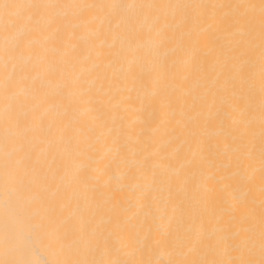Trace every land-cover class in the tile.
<instances>
[{
  "label": "snow or ice",
  "instance_id": "obj_1",
  "mask_svg": "<svg viewBox=\"0 0 264 264\" xmlns=\"http://www.w3.org/2000/svg\"><path fill=\"white\" fill-rule=\"evenodd\" d=\"M0 35L22 49L0 58V145L41 159L46 144L94 220L131 177L167 222L158 240L133 231L119 244L96 224L107 259L94 264H264V0H0ZM93 40L114 59L90 83ZM127 82L150 110L134 140L104 120V97ZM13 87L25 90L10 102Z\"/></svg>",
  "mask_w": 264,
  "mask_h": 264
},
{
  "label": "bare ground",
  "instance_id": "obj_2",
  "mask_svg": "<svg viewBox=\"0 0 264 264\" xmlns=\"http://www.w3.org/2000/svg\"><path fill=\"white\" fill-rule=\"evenodd\" d=\"M22 31L18 29L16 35L19 36ZM70 32V29L68 33L62 32L69 49L80 47L81 41L70 39ZM91 43L95 44L96 53L101 54L95 65H86L91 72L90 83L97 76L103 80L105 73L111 76L112 70L108 65L114 59L107 54L106 49L99 48V41L93 40ZM200 43L202 48L209 46L207 40L202 39ZM20 54V47H8L0 35V58H15ZM110 82H105L106 90ZM24 90V87L9 89L10 102H14ZM112 96H116V99L108 104ZM104 101L107 130L115 127L119 135L123 128V135L134 140L135 134L139 133L149 118L150 110L146 111V104L137 99V92L131 82L117 83L109 96L104 97ZM222 131L220 127L210 128L208 135L218 137ZM40 152L44 154L41 159L36 152L21 150L15 142L9 144L7 149L0 145V264H94L107 259L98 251L102 246L95 231L96 224L109 226L110 231L105 236L117 244L126 241L133 231L142 234L151 232L155 241L160 238L157 229H166L167 222L159 221L158 213L149 207L153 195L151 190L146 186L143 192L137 190L133 195L135 181L131 177L125 181L129 187L123 192L105 190V194L98 200L101 211L94 220L91 210L81 198L80 181L70 176L66 178L59 161L54 162L50 157L44 160L46 144L41 145ZM106 164L107 161H103L98 167L103 168ZM236 171L235 167L231 169L233 174ZM225 175L223 171L216 173L218 179ZM104 179L107 181L109 177L105 176ZM112 183L115 185V181ZM208 186L213 185L209 182ZM240 190L243 195L246 185L242 184ZM243 211L241 207L237 214ZM117 215L131 217V223L127 220L118 222ZM213 230V224L210 223L209 237Z\"/></svg>",
  "mask_w": 264,
  "mask_h": 264
}]
</instances>
